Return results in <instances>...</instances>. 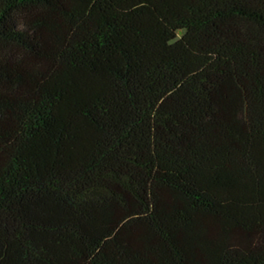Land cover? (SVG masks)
Returning <instances> with one entry per match:
<instances>
[{
    "label": "trees",
    "instance_id": "trees-1",
    "mask_svg": "<svg viewBox=\"0 0 264 264\" xmlns=\"http://www.w3.org/2000/svg\"><path fill=\"white\" fill-rule=\"evenodd\" d=\"M0 264H264V0H0Z\"/></svg>",
    "mask_w": 264,
    "mask_h": 264
}]
</instances>
